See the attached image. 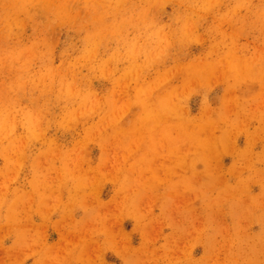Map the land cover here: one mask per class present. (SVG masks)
<instances>
[{
    "label": "rangeland",
    "instance_id": "obj_1",
    "mask_svg": "<svg viewBox=\"0 0 264 264\" xmlns=\"http://www.w3.org/2000/svg\"><path fill=\"white\" fill-rule=\"evenodd\" d=\"M147 1L126 0L124 7L115 9L100 31L90 25L101 18L83 15L58 27L54 33L47 31L30 38L31 30L27 27V31L16 33H20L19 39L13 38L15 42L23 41L27 48H34L40 41L38 48L25 56L31 61L22 64V72L0 71V84L11 86L7 88L6 96L0 97L13 100L10 104H0V115L6 114L4 107L13 108L15 101L18 100L20 105L16 108L17 116L10 118L16 126L10 129L8 139L0 134V228L3 229L0 244L6 249L11 248L16 242V233L22 232L20 228H27L24 226L26 222L17 224L12 219L14 215L9 218L4 212L22 209L30 212L34 229L29 230V237L23 239L30 248L25 251V256L15 250L16 255H21L19 258L24 260L22 264H34L39 252L44 253L50 246L52 248L45 254L46 264L52 263L60 236L74 225L81 226L80 234L84 236L85 227L82 226L85 220L92 224L88 225L92 230L101 229L102 222L123 229L124 234L116 238L130 247L129 253H122L125 255L123 259L110 249H104V256L98 252V260H105L108 264H125V259L137 253L141 256L160 255L162 250L159 248L164 240L176 236L177 222L188 227L185 237L181 236L180 240L183 248L182 257H179L181 261L188 262L193 256L194 261L201 264H240L246 246L258 230L260 221L257 217L263 216V210L259 215L243 214V219L248 218V221L234 218L224 210H215L213 214L199 213L201 211L195 204L201 199H197L194 168L185 165L180 158L187 157L200 146L199 136L198 143H195L193 127L188 126L183 117L199 118L203 100L210 103L212 111H217L219 104L215 100L222 95L224 77L237 94L234 97L237 105L231 104L229 113L240 132L233 135V141L234 149L239 150L237 153L241 156H236L237 153L235 156L217 154L216 159L222 161L220 166L229 169L220 181L235 189L244 180L247 181L246 190L251 194L257 195L259 187L261 191L257 178L258 171H264V60L259 51L264 48V20L260 17L264 12L258 15L257 10L264 11V0L219 1L206 13L199 12L205 17L201 18L205 19L201 21L205 28L196 25V19L200 17L194 13L196 21L194 24L190 22L191 29L183 22V16L189 11L184 0H180L181 4L171 0L160 7H150L146 13ZM237 1L241 2L236 4ZM247 7L255 8L252 15ZM232 15L236 16L235 21ZM115 19L119 21L115 22ZM258 19L262 20V25ZM206 26H217L218 31L207 32ZM88 33L97 37L94 41L100 42H96L92 49L83 42ZM199 39L203 40V45L197 42ZM227 49H236L238 57L249 59L244 63L243 74L237 72L240 76L222 68L217 79L212 76V85L204 87L205 70L191 74L185 72V75L174 71L178 65H188L193 58H200V64L206 60L218 63L217 60H221L219 54ZM11 51L18 54L14 48L0 50L1 69L7 66L3 62ZM245 54L248 57H244ZM63 64H72L73 69H64ZM13 66L21 67L18 62ZM51 66L54 69H50ZM131 70H137L141 75L137 80L141 88H137L136 76ZM168 71L175 73L171 79L166 77ZM259 76L260 108L251 102L254 99L241 96L244 91H258L254 81ZM144 82L151 85L144 87ZM162 96H168V99L164 100ZM153 106L155 113L151 111ZM108 115L113 120L103 133L99 126ZM259 124L260 138L248 144L247 139L250 136L253 139ZM222 134L224 127L212 135H201V140L214 136L212 142L216 141L220 146ZM36 135L40 138L36 139ZM131 135L134 136L133 146L125 151L122 146L130 141ZM118 138H122V142H118ZM103 139L107 143L102 142ZM51 140L55 143L46 144ZM21 143L24 146H18ZM5 149H9L10 162L2 154ZM152 152L162 158L154 159ZM104 153L108 157L100 164ZM20 154L24 157L17 156ZM130 163L145 166L132 168ZM232 165L234 168L231 169ZM200 168L196 164L195 169ZM135 190H140L144 196L135 205L154 213V219L148 220L150 225L147 226L152 230L141 231V227L146 226L137 223L135 214L130 212V196ZM171 192L181 196L188 194V202L179 205L174 200L168 205L164 197ZM39 200L46 206L42 217L36 216ZM47 201L52 204L48 205ZM6 202L9 205L15 203V207L2 209ZM225 203L222 201L221 206L224 207ZM185 205L191 208L187 209ZM263 205L264 196L260 193V207ZM164 211L173 214H164ZM214 217L219 220L214 222ZM168 223H173L174 228H168ZM193 223L196 229H190ZM55 224L61 227L56 228ZM214 228L222 230L218 232ZM209 237L212 239L208 240ZM69 238L66 236L63 241L65 249L66 246L72 247L73 237ZM114 238L113 235L112 240ZM78 240L83 241L77 237ZM95 240L100 244L107 242L105 236L95 237ZM142 243L147 246L138 251ZM204 248H211L208 260H202ZM1 257L7 264L13 262L6 255ZM259 262L264 264V252Z\"/></svg>",
    "mask_w": 264,
    "mask_h": 264
},
{
    "label": "bare ground",
    "instance_id": "obj_2",
    "mask_svg": "<svg viewBox=\"0 0 264 264\" xmlns=\"http://www.w3.org/2000/svg\"><path fill=\"white\" fill-rule=\"evenodd\" d=\"M126 0H0V50L4 49H10L14 48L15 51H17V55L14 54V51H11L9 57L4 60L3 64H6L7 66L3 67V69L0 68V71L5 72H18L23 70L24 65L22 64H28L30 63V59L26 58L25 56L30 54L34 48H38L39 42L35 43V47L27 48L23 41L18 40V42H15L13 38L19 39L20 33L16 34L18 31H27L29 28L31 30V36L30 38H36V34H42L44 35L47 31L49 33H54L58 27L63 26L65 23H72L76 19H78V16H85V17H96L101 18L100 20L93 21V23L90 25L92 28H95L96 31H100L105 23L108 21L111 14L115 12V9H119L122 6L124 7ZM171 0H148L146 2V7L144 10L147 12L150 11V7H160V5H163L165 3L170 2ZM183 1V0H181ZM180 0H177L179 4H181ZM188 4V14L183 16V22L185 26L188 27V29H191L189 27L190 22L196 25L204 27L205 24H203L201 21L205 19L202 17L203 15H199V12L205 11V13L215 4H219V1L222 0H184ZM242 1V0H241ZM241 1H237L236 4L240 3ZM263 8L262 6H260ZM248 11H250L249 15H252L253 10L255 8L253 7H247ZM257 14L259 15L261 12H264L263 9H258ZM74 13H77V15H73ZM197 14L200 18H195V14ZM203 13V14H205ZM124 15V14H123ZM235 19V15H232ZM261 19L264 20V14L260 16ZM42 19V20H40ZM261 19H258V23L262 22ZM232 20V21H233ZM119 21L118 19H115V22ZM263 23V22H262ZM192 24V25H193ZM113 24L112 26H114ZM262 25V24H260ZM28 27V28H27ZM91 27H89L91 30ZM254 27V26H253ZM217 26L214 28L213 26H206V31L209 32L212 29L214 31L217 30ZM221 32V31H220ZM218 32V33H220ZM82 33V32H80ZM217 33V34H218ZM90 35L94 38L91 39ZM97 37H94L92 34L86 35L84 37V44L88 48H91L94 46L96 42L94 41ZM197 40V39H196ZM203 40L199 39L197 42H201L200 45H203ZM100 43V42H99ZM41 44V43H40ZM44 45V44H43ZM218 46V44H217ZM231 48V47H230ZM237 50L236 49H227L223 50L222 53L219 54V57L221 60H217L216 62H209L206 60L205 62L200 64V58H193L190 60L188 65H178V67L174 70L176 74H183L186 73H192L198 70H205V75L203 77V85L205 86H211L210 83L212 81V76L214 75V79H217V77L220 75V69L224 68L230 73H235V76H238L239 73L243 74V71L246 69L244 66V63L248 61L249 59L246 58H240L236 55ZM260 56H262V60H264V48L259 51ZM244 57H248V55H244ZM259 58V62H262ZM19 63L21 67L16 68V63ZM61 67H64V69L69 68L73 69L72 64H63ZM50 69H54V67H49ZM207 68V69H206ZM173 71V70H172ZM172 71H168L166 73V77L168 79H171V77H174L175 73ZM250 70L248 69V72ZM131 72L136 76L135 81L139 80L141 75L137 73V70H131ZM189 74V75H190ZM258 75V74H257ZM260 75V71H259ZM240 76V75H239ZM186 78H190V76H187ZM221 79V78H220ZM222 80V79H221ZM241 81V80H240ZM263 82V81H262ZM138 83V82H137ZM254 83L258 86V91L248 93L247 91H244L241 96H248L250 99H254L251 102H254L257 107L260 108V76L257 79V81ZM222 86L223 91L221 97L215 102H218L219 109L217 111H212L210 107V103L207 100L202 101V105H200V112L201 115L199 118H191L190 116H184L183 119L186 121V124L188 126H192L191 128L193 131L192 136L195 141V143H198V136H199V144L200 146H197V148L193 149L188 156H183L180 159L181 161L187 165L192 166L193 169V175L195 177V182L198 186V195L197 199L200 198L201 201H199L198 204H195L196 207L201 211L199 213H207V214H213L215 210L218 211H227L228 214H230L234 218L243 219V214L247 213H257L260 214V210H263V216H258L257 221L260 223L258 225V230L254 234L253 238H251L249 245L246 246V250L244 252L243 259L240 264H260L259 259L262 252H264V205L260 207V193L262 196H264V171H258V181L261 184V191L259 187V193L251 194L248 190H246V182L247 181H241V184L238 185L235 189L230 188L229 185H225L220 181V177L223 176L225 173H229V169L227 167H221L220 164L222 161H218L216 158L219 155L224 154H234L239 152V150L234 149L235 143L233 141V135L238 134L240 132L237 131L236 123L231 119L229 108L231 107V104L237 105V101L234 99V97L237 96L234 89L225 82L224 77L222 80ZM151 85L150 82H144V87H149ZM11 87L10 84H0V96H6L7 94V88ZM121 87V86H120ZM142 85L138 83L137 88H141ZM190 89V88H189ZM210 91L207 92V95ZM170 95V94H169ZM162 99L167 100L168 96H162ZM13 100H5L2 97H0V104L4 102L5 104L11 103ZM16 105L13 108H6L3 109L6 110L5 115H0V134L5 137V139H8V136H10L8 133L10 129L15 127L10 118L11 116H17L15 112L18 110L16 109L19 105L18 100L15 101ZM133 102V101H132ZM264 102V101H263ZM122 103V102H121ZM128 103V102H127ZM126 103V105H127ZM4 104V105H5ZM124 104V103H123ZM122 104V105H123ZM125 106V105H124ZM154 106L151 107V111L155 113ZM1 111V110H0ZM107 119L104 118L102 120L101 125L99 128H102L103 133L104 130L107 131L109 127V122L113 120L111 116H106ZM106 121V122H104ZM260 122V120H259ZM155 123V121L153 122ZM221 127H224V134H222L221 139V145L219 146L218 142H212V138L214 136H210L209 138H206L204 141L201 140V135H212L216 132V130L220 129ZM256 135L252 137L244 133V135L250 136L246 142L249 141H258L260 138V124L259 129L256 131ZM216 137V136H215ZM40 136L36 135V139H39ZM134 136L131 135L130 141L127 143H124V146L122 148L127 151L131 149V146H133ZM209 139V140H208ZM118 142H122L121 139H117ZM207 141H210L212 143L209 144ZM16 143V140H14ZM102 142L107 143L105 139L102 140ZM204 142V143H203ZM54 140H51L47 142L49 146L52 145ZM18 146H24L23 143L19 144ZM10 147H13V145L10 143ZM9 149H5L2 153L5 155V160L10 162L12 157L8 154ZM22 151V150H20ZM153 151V150H152ZM19 153V152H18ZM1 154V155H2ZM152 157L154 159H161L162 157L158 154L157 156L153 154ZM18 157H24L23 154L17 155ZM236 156H241V153H237ZM105 157H108L106 153L104 155H101L100 158V164H103ZM236 162H240L238 159H234ZM131 164V163H130ZM156 163H154L155 165ZM196 164H198L201 168L195 169ZM132 168L136 166H145L142 163L139 164H131ZM165 165V164H164ZM164 165H161L163 167ZM259 166V164L257 163ZM234 168V165H232L231 169ZM97 172L100 174V170H97ZM232 172V171H230ZM218 175V176H217ZM86 176H89L86 173ZM240 178L242 175H238ZM137 191V194H135ZM140 190H135L134 194L130 196L131 202V213L134 215V220L146 227H141V231H149L152 230V227H148L149 221L154 219V213H152L148 209H142L135 205V202L137 203V200L143 196V193L140 192ZM94 196V195H92ZM66 198V196H65ZM147 198V197H146ZM167 200L168 205H172V203L175 202L177 204L181 203H187L189 199V195L185 194L181 196L179 193H172L169 196L164 197ZM185 200V201H184ZM226 201V203L221 206V202ZM9 202H6L5 205L2 206V209L6 206L7 208L10 207V210L14 208L15 203H12L11 205L8 204ZM38 211H37V217H42L46 213V206L44 203H42L41 200L38 201ZM48 205H51V201H47ZM56 205V204H55ZM186 206V205H185ZM103 208V207H101ZM187 209H190L191 207L186 206ZM99 210V209H98ZM120 212H123L119 210ZM6 216H9L12 219H15V222L18 224H21L22 222H26L24 225L27 228H20L22 232L16 233V242L14 243V246H12L9 249H6L4 244H0V264H7L6 261L2 260L3 258L1 256L6 255L10 259L13 260L11 264H22L24 262L23 259H20L19 257L26 255V250L30 248V245L25 241L23 242L24 238H28L29 235L27 232L33 231L34 229V219L33 215L30 214L25 209H22L18 212H9L7 210ZM181 213V212H180ZM182 213H188V212H182ZM91 214V212H89ZM164 214H173L170 211H164ZM35 216V215H34ZM222 216V215H221ZM35 218V217H34ZM172 218H170L171 220ZM178 219V218H177ZM212 219V218H210ZM209 219V220H210ZM218 221L219 219L217 217H214L213 221ZM245 221H248L247 219H243ZM86 222H89L87 220L84 221V225L82 227H85V235L82 236L81 233V226L76 227V225L72 226L70 230L67 231V233L60 236V240L55 247L54 255L52 256L51 260L52 263L49 264H66V262L71 263H78V264H108L105 260H98V252H100L104 256V249H110L113 250L116 255L119 257L121 256L124 259V256H122V253L127 254L129 253V246H126L125 244H122L120 242V237L122 236L123 229L121 227H109L105 222H102V228L99 230H92ZM215 222V221H214ZM175 223V222H174ZM177 223L179 225H177ZM175 223V229L177 230L176 236H168L164 243L160 246L159 249H161L160 255L157 256H141V254H135L131 256L128 259H125V264H201L198 261H194L193 256L192 258L188 259V262L181 261L179 257L181 256V253L183 252L182 243L180 240H182L181 236L186 235L188 231V227H184L180 224V222ZM121 225V224H119ZM168 228H174L173 223H168ZM166 225V226H167ZM64 227V225H62ZM248 225H246L247 227ZM56 228H60V224H55ZM247 231H251V228H246ZM249 227V226H248ZM197 227L194 225H190V229H196ZM219 230H222V228H214ZM244 229V226L241 227V230ZM3 229L0 228V231ZM113 235L115 238L112 240ZM22 236V237H20ZM66 236L70 237L71 239V245L72 247L69 249L66 246V249L63 247V241H66ZM102 238V236L106 237V241L103 244H100L98 241L95 240V237ZM82 238L83 241H76V238ZM68 239V240H69ZM117 239V242H116ZM212 238L209 237L208 240H211ZM50 246V245H48ZM146 243H142V245L139 247L138 251H140V248L143 249L146 247ZM114 247L116 249L114 250ZM52 247H46V251L50 250ZM211 248H204L203 253V259L202 260H208V254L211 252ZM17 253L22 252L21 255H16ZM46 251L44 253L39 252V258L36 260L34 264H46L48 261L46 258ZM262 251V252H260ZM36 251H33V254H35ZM216 253V250L213 252ZM65 254V255H64ZM64 255V256H62ZM51 256V255H50ZM231 261V260H230ZM204 263V262H203ZM220 264V262H218ZM207 264V263H204ZM217 264V263H216Z\"/></svg>",
    "mask_w": 264,
    "mask_h": 264
}]
</instances>
